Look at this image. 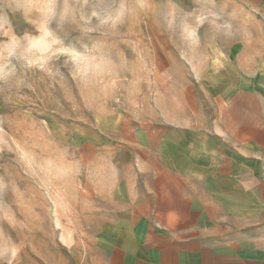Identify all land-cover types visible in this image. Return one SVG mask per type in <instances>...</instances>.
<instances>
[{
  "label": "rangeland",
  "instance_id": "obj_1",
  "mask_svg": "<svg viewBox=\"0 0 264 264\" xmlns=\"http://www.w3.org/2000/svg\"><path fill=\"white\" fill-rule=\"evenodd\" d=\"M230 104L264 114V0H0V264H110L140 121Z\"/></svg>",
  "mask_w": 264,
  "mask_h": 264
},
{
  "label": "crops",
  "instance_id": "obj_2",
  "mask_svg": "<svg viewBox=\"0 0 264 264\" xmlns=\"http://www.w3.org/2000/svg\"><path fill=\"white\" fill-rule=\"evenodd\" d=\"M227 111L140 121L134 163L97 184L110 264H264V114Z\"/></svg>",
  "mask_w": 264,
  "mask_h": 264
}]
</instances>
